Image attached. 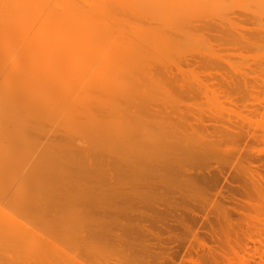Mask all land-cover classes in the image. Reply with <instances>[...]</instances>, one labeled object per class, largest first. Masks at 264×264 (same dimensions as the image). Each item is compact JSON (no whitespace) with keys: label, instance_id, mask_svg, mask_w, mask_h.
<instances>
[{"label":"bare ground","instance_id":"bare-ground-1","mask_svg":"<svg viewBox=\"0 0 264 264\" xmlns=\"http://www.w3.org/2000/svg\"><path fill=\"white\" fill-rule=\"evenodd\" d=\"M228 1L233 2V0H0V264H10L9 262L12 259H16V261H18L19 258L23 259L24 257H21V256H25V258H29L31 256L30 259H32V257L33 258L35 257V259H37L38 262L41 264V262L44 261L46 255H47L46 250H49L55 246H59L56 243L59 242L58 244H60L62 242L60 235L58 237L60 241H58V239H56V240L53 239V241L56 242L55 246H53L54 242H52V240L46 239V238L44 240L42 236H39L41 234L37 235V236L41 237V239H39V237L36 238V228L37 227H39V229H40L41 227H43V224H44V226H46V225L50 226L52 223L50 220H48L46 218L44 219V217L46 216L45 213L48 210H52L53 214L58 215V212H61V209H62L63 211L66 210L67 211L66 213L70 212V213H73V215H74V212L80 213L78 210L85 211V213H87V211H88V213L89 212L91 213V211H90V210H92L91 207H97V208L99 207L100 211H104V213H106V205L109 203V201L105 200V193H107V191H108V190H106L107 185L105 183L107 182V179H109V176L108 177L106 176V161H107L106 158H108V159L111 158L110 156H109L110 158L108 156H106V151H108L107 154L111 153L112 151H114L116 153L115 150H117L118 148H121V146L118 147L117 145L121 144L122 146H124L123 143L125 144V142H126L125 140H123V138H119V139L120 140L122 139L125 142H123L122 140L120 141L118 139H117L118 141L116 140V138H118V137H115V136L119 135L121 130L118 129L120 131L119 133L117 131L115 132V129H112L113 127L110 126L111 124L108 125V122L112 123V121L115 119L106 122V114H107L106 111L109 110L110 112H113L114 114L108 112L109 116L114 115L113 117L117 118L115 121L122 123L121 117L124 116L125 114H123L124 111L121 113L120 111H118V109H120V110L123 108L126 109V106H127L126 104L129 105L130 103H132L134 101V100L131 101L132 98L130 96H129L130 98L129 97L127 98V96H128L127 95V96H125V98L123 97L122 99L115 97V99H117V101L110 96L109 98H112L111 101L106 102V98H107L106 97V87L108 86V84L111 81H114V82L117 81L116 79L118 78V76H120V75L125 76V74L122 75V73L120 71L125 69L124 65L126 63H128L130 66L135 67L133 70H135L136 67L138 70L142 68L141 70L143 72L140 70V73L141 72L146 73L149 76V79L152 80V82H151V80L148 81L146 79L145 80L140 79L142 81V82H139L140 84L145 85L144 83L147 82L146 86H149L151 83H153L150 85L151 87H153L152 91L155 92V89L158 88L157 90H161L162 92L166 93L170 99V98H172V96H170V95L173 94L171 92L172 91L174 93L176 92L173 89L174 85H177L178 87H180V89H183V91L187 90V89H185V87L189 83L186 84L185 82H183L184 85H186V86H184L183 84H179V83L182 82L184 79L185 80L188 79V76L186 75L187 73L184 71L183 72L181 71V75H183V73L184 74L186 73L185 78H182L183 76H181V75H179L180 78L179 77L176 78L177 73L175 74L176 75L175 76L173 71H171L172 73L168 71L167 73L163 72V74H162L161 70L157 68L160 65L159 61L162 62L165 60V58L166 59L172 58L171 60L174 61L175 63L178 61L184 60L186 67L188 66L192 70H199V69H204V70L206 69V71L215 70V69L221 70V68H223L222 65L225 64V61L223 60V59H225V57H224L225 55L223 56L221 54L225 50V49H222L223 46H221V45H223V43H220V45L218 43L217 45L215 44V46H213L214 44L212 45V43H211L212 41L209 40L210 45H212V46H209V48L211 47L210 49L212 50L214 47L217 46V48H215V49H218V50H216V52L218 51L217 54H220V55H217L215 57H209L207 59H201L203 57V55L201 56L200 53L202 51H207L206 48L208 47L209 41L207 42L208 44L205 43V46H206L205 47L204 44L202 45V43H201L202 39L199 40V39H197V37H202L204 34H205V36H207L206 35L207 33L210 34L212 32L213 33L216 32V34H215L216 37H218V35H220V34L224 35V36L220 35L219 38H221L224 41V45L227 47L228 46L234 47V46L238 45V43H239V47H240V45L243 42H245V44L247 42L248 45L254 47L257 42H260V40L257 41V38H256L257 42L255 41L256 43H254V42L251 43L250 41H252L255 38H253L251 36L249 37L245 33H243L244 35H242V36L239 35V37H236V35H235V38L232 37L231 35L234 34L233 33L234 30L231 27L232 29L230 28L231 29V32H230L229 31L230 30L229 25L225 24V23L228 22L231 24L234 20H236V21L238 20L241 22L249 20V16L247 17V14L251 16L252 12H250V11L248 12V10H247L248 8H246V6L247 7L256 6L257 8L254 7L255 8L254 10L257 12V11H262V10H257L258 7H260V6H263V10H264V3H259L258 4L259 6H257L255 4L252 5L254 3L253 1H256V0H242V1H245V3L238 1V0H235L233 2V4L234 3H236V4L233 5L231 2H228ZM224 2H228L229 5L231 3L230 6L228 4H226L227 6L224 5L226 7H229L227 9L225 7L224 10H229L231 8L233 11L235 9L236 12L233 13V12H231L232 10L230 9V11H228V13L224 11L227 15L225 13L223 14L222 11H221L222 13L220 11H216V13L214 12L213 14L217 15L220 12V15L222 14L223 16H225L223 18V21L220 22L218 19H217V21H219L221 23V25H223V26L227 25L225 28L227 30H225V31H227V33L230 37L227 35L226 32L224 34V32L221 33L220 30H217L218 32L214 31V29H217L218 27L216 25H214L213 22H212L213 24L212 23L207 24V21L206 22L204 21L205 18L202 17L203 11H198L202 7L209 6V5L222 4V3L224 4ZM238 3H240V5ZM249 3H250V5H249ZM241 5H243V6H241ZM244 7L246 8V10ZM216 8L217 7H214L212 9L217 10ZM239 8H240V10L247 11L246 12L247 14H245V11L239 12ZM208 9L209 8H207V10L205 9L208 12L207 15L209 17L210 16L214 17L212 12L208 11ZM190 10H197L196 17L198 16L197 18H199V19H197V22L199 23V22H202V20H203V24L202 23L201 24H194L195 21H193V19L195 20V17H193V15H195L196 11L191 12ZM254 10H253L254 15H252V17H251V18L255 17L254 20L256 18H260L264 14L263 11L260 12V14H259L258 12L256 13ZM124 11H125V13H124L125 15L124 14L123 15L126 18L123 20L122 18H124V17H123V15H120V14L118 16L119 17L122 16V17L120 19H119V17L117 18V16H116L117 14L115 15V13L124 12ZM187 11H189V13H187ZM237 11H238V13H237ZM251 11H252V9H251ZM127 12H128V14H127ZM129 13H131V15ZM230 13H232V14L230 15ZM236 13H237V15H235ZM244 14H245V16H243ZM207 15L204 14V16H207ZM256 15H258V16H256ZM129 16H134V17H129ZM127 17H129L128 20H127ZM218 18L221 19L222 17H218ZM189 19L192 20L193 23H192V21L190 23ZM133 20H135V21H133ZM161 20H162V24H164L166 28L174 27V32H176L174 34V36L178 35L177 36L178 38H183L185 40H187V38L189 37L186 42L190 43L191 45L196 46L198 50L202 46L201 48H203L204 50H202L200 48V51L201 50L202 51L199 54L195 53L198 56V58L194 57V55H195L194 53H192V55H193V58H196V59L191 58L190 60L189 59L185 60L184 58H181V57H183L182 54H181L182 56H179V58H178V55L173 54V52H178V51L180 53H183V52L186 53V51L188 49H186L181 44L176 45V43H173V39L175 38L174 36H173V38H170L171 36H168V35L164 36V33H165V32H163L164 28L161 29L160 25L158 23V21L161 22ZM181 20L182 21L185 20L184 23L187 26V31L182 30L185 28L184 26L183 27L177 26L176 22L182 23ZM262 21L264 23V19ZM187 23H190V25ZM220 23H219V25H220ZM232 25H233L234 29H238V27H239L238 25H237L238 27L234 24H232ZM162 27H163V25H162ZM176 29H177V31H175ZM220 29H222V26L220 27ZM244 29H246V28H242V30H244ZM262 30H264V29H262ZM178 31H181V32L179 33ZM182 32H184V33H182ZM190 33H192V35ZM217 33H218V35H217ZM161 34L165 38L164 37L162 38ZM183 34H185V35H183ZM113 35H114V38H113ZM129 35H132L133 39L130 38L131 36H129ZM211 35H213V34H211ZM261 35L264 37V33ZM192 36L196 37V40ZM226 36H228V37H226ZM253 36H254V34H253ZM262 36H261V38L264 39ZM191 38L193 39V42H194V40L196 41L195 44L191 42L192 41ZM155 39L157 41H158V39H160V43H158L159 41L157 42L160 45L164 39H166V41L164 40L165 43L163 42L164 44L162 43V47H161L160 45L157 46L158 44H156ZM245 39H246V41H245ZM262 39H261V41H262ZM196 43H197V45H196ZM165 44H167V45L170 44V45L168 47ZM198 44L201 46H198ZM163 45L166 46V48H168V49H163V48H165ZM156 46L161 48L162 51H164L163 56L167 55L168 52L171 51L169 53L170 55L168 54V57L170 56V58H168V57L163 58L162 56L160 57V55H158V54H161V51H160V49H158V50L155 49ZM242 46H243V44L241 45V47ZM218 47H221L220 48L221 52L219 51ZM246 47H247V45H246ZM178 48H180V49H178ZM193 49L197 50L194 47H193ZM210 49H209V51L212 52ZM166 50H167V52H165ZM172 50H174V51H172ZM180 50H182V51H180ZM244 50H245V48H244ZM249 50H250V48H249ZM157 51H160V53L158 52V54H156ZM187 52L189 53V52H191V50L187 51ZM130 53H133V56L135 55V58H134L135 60L132 59V56H130ZM185 53H183V54H185ZM156 55L159 56L160 59ZM187 56L189 58L192 57L189 55H187ZM205 56L206 55H204V57ZM137 57L140 59H138ZM147 57L148 58L153 57L152 59L155 63H153V62L151 63ZM184 57H185V55H184ZM207 57H208V55H207ZM143 58H147V59L144 60ZM176 58H178V60ZM199 58H200V60H199ZM230 59H232V58H230ZM225 60L227 61V63L229 62L227 60V58ZM233 60H235V59L233 58ZM168 61H170V60L164 61L165 63L162 62L161 63L162 66L165 68H166V66H170V68H171V65H169L170 63L168 64ZM172 61H171V63H172ZM179 63L182 64L181 62H179ZM179 63H177L176 65L174 64V66L175 67L178 66ZM150 64H151V67H150ZM152 64H153V68H152ZM163 64L164 65L166 64V66H164ZM231 64H232L231 66H233L234 68L236 67V64L235 65L233 63H231ZM172 67H173V65H172ZM182 67L184 68V66H182ZM225 67H227V66L225 65ZM236 69H237V67H236ZM130 71H131V68H130L129 72ZM209 71H208V73H209ZM160 73L162 75H165L166 77H160L159 78V75H161ZM169 73L172 76H170ZM190 73H192V72L190 71ZM195 73H197V72H195ZM178 74H179V71H178ZM173 75H174V78H176V79L172 78ZM236 75H237V72H236ZM194 77H195V75H194ZM197 77H199V76H197ZM204 77L206 78V76H204ZM119 78H122V79L125 78V81L129 83V86H133L136 83V82H133V84L130 85V83H132V82H129V79H128V77L126 78V76L125 77H119ZM210 79L212 80V78H210ZM120 80L118 82H121V85H122L124 82H123V80H121V81ZM131 80L133 81V79H131ZM194 80H196V82H199L198 79H194ZM200 80H202V79H200ZM203 80H205V79L203 78ZM224 80L226 81V79H224ZM237 80H239V79H237ZM156 81H157V83H156ZM186 81H188V80H186ZM241 81H243V80H241ZM246 81H247V79H246ZM238 82H240V81H238ZM243 82H245V81H243ZM117 84H115V85H117ZM159 84H161V85H159ZM123 85H125V84H123ZM153 85H155V87ZM237 85L238 84H235V86H237ZM117 86L119 87V85H117ZM135 86H136V88H140V90H142V91H143L142 87H145L147 89L151 88V87L148 88L146 86L140 87L136 84H135ZM203 86H205V85H203ZM109 87H111V86H109ZM118 87H116L115 89H117ZM136 88H135V90H136ZM166 88H170V93H168L169 89H168V91H166ZM126 89L127 90L130 89V87L126 88ZM164 89H165V91H164ZM117 90H120V87ZM127 90L123 89L124 92H126ZM180 91H182V90H180ZM168 96H166V98ZM173 96L178 97V95H176V96L173 95ZM137 98H140V97H137ZM162 98L164 99V97H162ZM123 99H124V101L121 102V100H123ZM154 99H156V97H154ZM172 99H171V101L173 102L175 99H173V100ZM118 100H119V102H118ZM136 100H135V102H138L142 99H136ZM146 100L143 99V102L144 101L148 102V99H146ZM150 100L153 101L152 99H149V101ZM135 104H137L136 107H138V106L142 107L143 106L144 109H145L146 105H150V104L145 105V104H141V103H135ZM138 104H141V106ZM117 105H119L118 107H121V106L122 107L118 108V107H116ZM124 105H126V106H124ZM130 106H131V104H130ZM133 107L134 106H132L131 108H133ZM110 108H115V109L118 108V109H116V110L113 109L114 111H112V110H110ZM127 108H130V107H127ZM149 108L150 107H148V111H146V109L143 111L141 108H138V109L141 110L142 113L148 112L147 114H144V115H148L150 113L149 115L153 116L152 114H155L154 112H156L155 115H157L158 117L161 116V114L164 115V112H166V111H164L162 113V111L161 110L158 111V109H156L157 111H155L154 107H151L152 108L151 109L152 112H151V111H149ZM134 109H135V112L138 111L136 108H133V109H131V112H132V110L134 111ZM165 110H166V108H165ZM117 112H120V113L117 114ZM125 112H126V110H125ZM131 112H130V114H131ZM172 112H174V111H171V113ZM176 112H179V110ZM136 113H138V112H136ZM140 115H142V114L140 113ZM117 116H119V117H117ZM128 116H130V115H128ZM143 117L145 118L146 116H143ZM162 117H164V116H162ZM171 117H173V116H171ZM184 117L185 116H179L178 118L183 120ZM146 118H148V119L154 118V120H156V122H158L157 125L160 123L158 121V119H156L155 117H148L147 116ZM119 119H120V121H119ZM128 122H129V120H128ZM106 125H108V126L106 127ZM159 125L162 127L161 123ZM168 126L169 125L167 124L166 126L163 127V129L161 127H159L162 129L163 134H164L163 130H165V128H168ZM108 127H109V129L111 127V130H114L113 132H115V134L118 133L116 135L114 134L115 135L114 136L115 141L118 142L115 145V147H117V149L115 147H114V149H112V148H109L111 146H108L109 143L111 142L110 141L111 136H109V138H110L109 140L106 137V131H107L106 128H108ZM141 127H143V126H141ZM147 127L148 126L143 127V128L147 129ZM123 128H124V125H123ZM111 130H108V131L111 132ZM155 131H157V130H155ZM166 131L167 130H165V132ZM161 137H163V136H161ZM161 139H163V138H161ZM106 140L108 142H106ZM166 141L167 140H165L164 142L160 141L158 143L155 141L156 144H153L150 147L141 148V150H139V156L141 158L144 157V159L146 161L148 159L150 160L152 158L153 162L164 163L167 167H170V166L177 164V163L173 164V161L174 160L180 161V158H181L180 156L182 155V153H180L181 150L179 151L177 149L170 148L169 151L171 154L167 151H161L160 149L166 150L167 146H170L169 145L170 142L169 141L166 142ZM126 143L128 146L131 145L132 147H136V146L139 147L138 145L128 144V142H126ZM134 144H136V142ZM170 144H172V143H170ZM106 146H108V147L106 148ZM132 147H130V151L136 150L135 148L132 149ZM109 149H112V151H109ZM119 150L117 152H119ZM133 152H135V151H133ZM133 152H131V153H133ZM157 152L163 153V156L165 158H161V156H160V158H157L156 155L157 154L159 155V153H157ZM136 157H137V154H136ZM116 159H120V158L118 157ZM120 160H122V159H120ZM108 162H112V163H110L111 165L115 164V160H113V161L108 160ZM108 162H107V165L109 166L110 164H108ZM123 162H124V160H123ZM185 162H187V163L185 164ZM185 162H183L184 164H182V162H181V165H179L180 170L183 171L185 173V175L195 172L197 169H199L202 166L200 164H197V162L196 163L191 162V160H190V162H189V160L185 161ZM251 164L252 163H250V165ZM228 165H229V163L226 162L224 164V166H218L217 168L214 167V168H216V172H214L213 174L208 173V175L206 174L207 175L206 177L205 176L203 178H197L196 177L197 179H195V180H193L191 178L192 180L189 183H187V180H186L187 177L185 178L184 177L185 175L182 176L181 180H176V179L171 180V179L162 178V177L156 175L157 177L155 179L153 178V181L152 180H150V181L141 180L140 182H138L139 183L138 185L141 186V189H139V190H141V192L140 193L136 192V194H138V195H135V193L133 192L135 195V196L134 195L133 196L135 198L137 197L136 199L138 200V202L136 201L137 205H134V204H136V203H134L133 205L135 207L131 208V204H132L131 203V204H129V208L127 207L129 211L128 212L124 211L125 209L123 208L124 209L123 212L126 213V219H128V216H131V215H129L130 211L131 212L134 211V212H132V213H134V214H132L133 219H134V222H133L134 225H129L126 223L127 225H129L127 227V229L131 232H134L135 234L138 233V235H140L139 236L140 238H138V239H140V241L142 240V243L144 245L142 248H137L136 243H140V241H139V242H133L134 245H136V246H133L132 245L133 243L130 242V240H129L130 237L127 238L128 240L126 239V241H120V240H124V239L119 240L118 235H121V234H118V235L116 234V236H117L116 238L118 241L115 242V243H118L121 245L125 244L126 247H130V248H127V249H129V251L127 249L126 250L134 255V258L131 260L132 261L131 264H148L150 262V260H155L157 264H164V263L170 264V262L172 260H174V259H172V257L174 255L178 256L180 254L179 251H177L179 249H177L175 251L172 247H171V249H170V247H167V249H168L167 250L166 247H164L166 245L167 241L177 243V241L180 242V238L182 239V237H180V235H178L174 232L175 229L181 228V229L191 231L189 229L190 226H189L188 222L189 221L197 222V219L201 218V221H203V225H204V226L203 225L200 226L201 229L202 228L203 229L205 228V230L209 229V233L207 231L208 234L213 235V233H214L216 235V233H215L216 231L214 230V227H215L214 223L216 222V220L214 218H211V217H214L213 216L214 214H212V213H214L213 210H215V212L217 214L216 219L218 220L219 223L222 222L221 219L222 220L223 219L224 220L229 219L228 221L230 222V219L232 218L231 216H233L232 213L230 214L231 211L232 212L234 211L236 213H240L239 207L242 205V203H243L242 200L244 198L243 199L241 198L240 200L238 198L243 197L246 193H248L246 191L248 189V182L250 184L252 183L253 186L256 187L257 184H256L255 180H257V179H256V177H254V175L256 174V172L259 174V171L250 172V170H249V169H251L250 167H248L249 169H247V168L239 169V167L241 168L243 166V164H235L236 167H234V175L232 177V180H230L229 178H226V177L223 178V176L226 175L225 169H226V166H228ZM210 169L212 170L213 168H210ZM208 170H209V168H208ZM244 170L250 173L251 180L253 179L252 181H250V179L246 178L247 176H245L243 173ZM235 172H236V174H235ZM249 173H247V174L249 175ZM196 175H197V173H196ZM193 176H195V175H193ZM260 176H262V174H260ZM260 176L258 175V177H260ZM110 178H112V177H110ZM134 180H136V179H134ZM221 180L225 181L227 186H224L223 188L219 189V187L221 185V183H220ZM119 184L122 187V182ZM111 186H113V185H111ZM134 186H135V184H134ZM255 187H254V189H256ZM74 188H77V189L81 188L84 191V193L87 194V195L85 194L81 199L82 200L85 199V201H89V204L88 205H81L78 203V200H81V199L76 198V199H74V203L70 202L71 204L69 203V205H67V206H70L69 208H72L74 206L73 211H72V209H69L68 207H64V208L61 207L60 206L61 203L58 201L59 199H57V196H59L60 194L63 193L62 195L65 196V198H66V196H68L70 194L72 195L74 192L75 193L77 192V191H74V190H76ZM119 189H121V188H119ZM216 189L217 190L219 189L218 192L216 194H213L214 190H216ZM257 189H258V187H257ZM71 190H73L72 193L69 192ZM82 190H81V192H82ZM256 190H255V192H256ZM109 191H110V189H109ZM112 191H114V190H112ZM117 191L118 190H116L115 192H117ZM52 192L55 193L56 195L54 194L55 195L54 196L52 194ZM58 192H62V193H58ZM67 192L70 194H68ZM30 193H32V196H33L31 201H29L27 199V197L28 198L30 197ZM42 193H44V194L46 193V194L42 195ZM90 193H93V194L91 195ZM48 194H51V195H49L50 197H48ZM41 196H44L43 198L46 197V199H45L46 201H47V198L49 199L52 197L54 198V199L52 198L53 201L55 199H57V200H55L53 202L50 199V200H48L50 202H48V201L44 202V200ZM129 196H127V197H129ZM149 197L154 198V200L155 199L160 200V198H163V199L165 198L166 203H168V205H166L164 209H159L160 205H158V204L156 205L154 202L153 203L155 204L156 207L152 206V205H154L153 203L151 205L147 204L148 201H146V200H148L147 198H149ZM212 197L214 199L216 197V199L215 200L210 199ZM244 197L246 198V200L248 199L246 196H244ZM39 199H42V201L44 203H42ZM65 200H66V202H64V204L68 203V199H65ZM90 200H92V201H90ZM178 200H180L181 202H178ZM105 201H107V203ZM91 202H93V203H91ZM53 203H55V204H53ZM110 203L112 204L113 202H110ZM227 203H229V204L231 203V205L235 204L236 206L234 205V207L231 206L232 208H229V207H226ZM244 203H248V202L244 201ZM56 204H58V205H56ZM229 204H227V206ZM75 205L76 206L79 205V206L76 207ZM147 205H150V207L152 209V211H150L151 215L147 214V213H149V211L147 212L145 210ZM112 206H115V205H112ZM120 206H122V205H120ZM57 207H60V208H59V210L56 211ZM115 207L117 208V206H115ZM198 207H200L202 212H204L203 216L199 215L197 210H195V208H198ZM76 208H78V209H76ZM119 208H117V209H119ZM113 209H115V208H113ZM117 209H115V210H117ZM180 209H183L185 211V214H183V212L181 213ZM74 210H76V211H74ZM94 210H92V213L93 212L94 213L91 215H89L90 213L87 215L85 213L84 214L82 213L84 215L83 216V215L77 213L76 216L81 215L82 217H84L86 219V216L92 217L94 214H96ZM120 210L121 209H119V211ZM44 211H45V213H44ZM169 211H171V212L173 211V212L171 213ZM52 212H50V213H52ZM55 212H57V213H55ZM168 212L171 213L170 217H173L175 219L174 221H171L169 219H162V216ZM61 213H63V212H61ZM176 213L178 215L174 217L173 215ZM38 214H39V216H38ZM229 214H230L231 218L228 217ZM43 215H45V216L42 218ZM76 216L74 217V219L72 218L73 221H76L75 223L72 222V223H74L73 225L78 223L77 222L78 219H82L81 223H83V225L80 223L79 220L78 221H79V224L81 225V227L84 228V230H85V227H87L90 224H92V228H94L93 227L94 220L98 221V219L96 218L92 222L91 219L93 217L92 218L88 217L85 220L81 217L77 219ZM239 216L241 217V215H239ZM239 216H237V217H239ZM40 217L43 219L42 221L48 220L49 222L46 221L47 224H45L46 222L43 223L41 220L38 219ZM94 217H96V215H94ZM103 218L105 219V217H103ZM213 219L215 220V222H213ZM84 220L86 221L85 224H84V222H85ZM87 220H89L91 223ZM227 220H225V221H226V223L229 224V222H227ZM234 220H236V219H234ZM110 221H112V220H110ZM154 221L156 222L157 226L155 228H152V227L149 228L147 226L148 223L149 222L152 223ZM225 221H224V223H225ZM40 222L43 223L41 227L38 226L40 224ZM87 222H88V224H87ZM48 223H50V224H48ZM124 223H125V221H124ZM54 224L55 223H53V226H54ZM108 224H110V223H108ZM174 224H175V226H174ZM239 224H241V223H239ZM55 225H57V224H55ZM80 225H79V227H80ZM96 226H98L97 223H96ZM100 226L101 225L98 226L99 231L101 230L99 228ZM227 226L228 225H226V227ZM59 227H60V225L58 226V228ZM103 227H101V228L103 229ZM231 227H233V226H231ZM65 228H67V227H65ZM65 228L62 227V229L60 228V230L62 232H64L65 234H67V237H68L69 236V233H68L69 230L67 232V230H65ZM71 228H72V226H71ZM119 228H120V226L118 227V229ZM220 228H223V227L220 226ZM235 228H238V227H235ZM52 229H53L52 226H50L49 230L52 233L48 234L46 232L47 233L46 235L53 234L54 232ZM114 229H115V227H114ZM125 229L126 228L123 227V230H125ZM93 230H96L95 232H98L97 229H93ZM199 230H200V228H199ZM231 230H232V228H231ZM72 232H73V234H75L74 231H72ZM111 232H113V231H111ZM125 232H126V230H125ZM186 232L188 234V231H186ZM232 232H233V230H232ZM100 233H103V232L100 231ZM204 233H205V231H204ZM204 233H203V235H204ZM128 234L130 236L133 233L130 234L128 232ZM135 234H133V235L135 236ZM198 234H200V232L198 230H196L194 232V236L195 235L197 236V237H195L197 240H198V236H200ZM85 235L90 236V235H92V233L89 231H85V233L82 234V236L86 237ZM102 235L103 234H101V237H102ZM104 235H106V234H104ZM104 235H103V237H104ZM126 235H127V233H126ZM211 235H210V237H211ZM53 236H56V235L54 234ZM111 236H114V235H111ZM206 236H207V234H206ZM206 236H204V237H206ZM72 237H74V236H72ZM75 237L78 238L77 239L78 241H81V239L79 240L78 236H75ZM101 237H98V238L100 239ZM213 237L214 236H212L211 238L214 239L216 236L214 238ZM74 238H73V241L76 239V238L75 239ZM106 238H108V237H106ZM120 238H122V237H120ZM105 239H104V241H106ZM112 239L114 240V238H112ZM133 239H135V238H133ZM133 239H131V240H133ZM208 239H210V238H208ZM113 240L110 239L109 241H113ZM107 241L104 242V244H106ZM115 241H116V239H115ZM196 241L194 240L195 243H197ZM122 242H123V244H122ZM194 242H193V244H194ZM198 242H202V241L199 240ZM99 243H101V242H99ZM115 243H114V245H115ZM65 244L69 245L68 243H65ZM65 244H63V245H65ZM88 244H90V243H88ZM167 244H169V243H167ZM199 244H201V243H199ZM203 244L201 245V247L202 246L207 247L206 244H204L206 246H204ZM213 244H215V243H213ZM192 245L190 244V247H189L190 249H188V251H187V254L189 252L190 256H192L191 255L192 252L194 254L196 253V251L198 252V250H196L194 252V247H196V246L195 245L192 246ZM96 246H97V244H96ZM105 246L107 247V244L100 246V247H97V251H99L98 249L101 247H102L101 249L105 248ZM65 247H64V249L67 250L68 247H66V248ZM86 247H88V246H86ZM90 247L93 248L95 246H90ZM121 247H123V246H121ZM55 248L60 249V251L64 250L61 247H55ZM70 248L74 249L75 247L70 245L69 250H70ZM108 248H106V249H108ZM101 249L99 251L100 253H101V251L105 250V249H103V250H101ZM206 249H208V248H206ZM206 249L204 248V250H206ZM211 249H213V248L211 247ZM211 249H208L210 251H207V252L211 253V251H212L213 253L211 255L212 256L215 255V256H213V257L211 256V259L216 258L217 254H215V253H218V252H215V250H211ZM83 250H86V249H83ZM126 250H124V252H127ZM201 250H203V248ZM258 250H260V249H258ZM77 251H79V249ZM77 251L75 252L76 254L81 253V252L77 253ZM124 252L122 254H124ZM180 252H182V251L180 250ZM207 252H205V254ZM62 253L60 252L59 254H61L62 256L64 254V256H66L65 253H63V254ZM104 253L107 254L108 251H107V253H106V251ZM118 253H120V250ZM26 254L29 257H27ZM90 254H92V253H89V255L87 254L89 256L88 258H90V256H91ZM105 254H104V256H105ZM52 255H53V257L51 259H53L54 257L57 256L54 253ZM52 255H47V257L52 256ZM120 255H121V253H120ZM120 255L118 257H121ZM263 255H262V258L260 257L261 258L260 261H262V264H264V256ZM79 256H80L79 258H81L82 255L80 254ZM61 257L55 258V259H58V260H55L56 261L55 264H60V261H61L60 258ZM66 257L69 259L72 256L68 257V255H67ZM74 257H77V256H74ZM92 257H93V255H92ZM92 257L90 259H92ZM198 257H200V256H198ZM49 258L50 257H48V260H49ZM102 258H103L102 260L106 261L104 257H102ZM174 258H175V256H174ZM239 258L242 259V257H239ZM71 259L73 261V258H71ZM184 259L182 260V258H181V260L183 261V262L180 261L181 264H186V263H188V264H199V263H197L198 261L196 262L192 259H189V260L187 259L185 261ZM96 260L101 261V259H99V258H97ZM129 260L127 259V261H129ZM198 260H199V258H198ZM31 261H33V259ZM31 261L30 262L28 261L27 263H32ZM74 261H76V259ZM83 261H84V259H83ZM127 261H126V264L128 263ZM145 261H146V263H145ZM166 261H169V263H167ZM243 261H245V260H243ZM243 261H241V262H243ZM44 262L46 264L47 263L50 264L51 260H50V262L49 261H44ZM106 262L104 263L102 261V263H104V264H107ZM241 262H239V263H241ZM17 263H15V264H17ZM24 263H26V262H24ZM115 263H116V261H115ZM123 263L124 262H122L120 264H123ZM156 263H154V264H156ZM11 264H13V263H11ZM19 264H22V263L19 262ZM32 264H34V263H32ZM78 264H80V263H78ZM96 264H98V263H96ZM117 264H119V263H117ZM150 264H151V262H150ZM152 264H153V262H152ZM241 264H246V263L243 262Z\"/></svg>","mask_w":264,"mask_h":264},{"label":"rangeland","instance_id":"rangeland-1","mask_svg":"<svg viewBox=\"0 0 264 264\" xmlns=\"http://www.w3.org/2000/svg\"><path fill=\"white\" fill-rule=\"evenodd\" d=\"M234 1L235 0H233V2ZM238 1H241V2H244L245 3V1H242V0H238ZM228 2H231V1H228ZM228 2H224V4L222 3V4L205 6V7H202V8H200L198 10V11H203L202 17L205 18L204 21L205 22L207 21V24H211L213 22L214 25H216L218 27V28L216 27L217 29H214V31L220 30V32L221 33L224 32V34H225V32L227 33V31H225V30H227V29H225L227 25L226 26L221 25L220 22L223 21V18L225 16H223L222 14L220 15V12L222 11L223 14H224L225 12L228 13V11H230L231 8L229 10H224L225 7L227 6L226 4L229 5ZM233 2H231V3L233 4ZM253 2H252L253 4L251 3L252 5L255 4V5L259 6L258 4L259 3H264V0H256V1H253ZM231 3H230V5H231ZM234 4H236V3H234ZM238 4L240 5V3H238ZM224 5H226V6H224ZM249 5H250V3H249ZM241 6H243V5H241ZM206 7L209 8L208 11H211L212 14L214 12L216 13V11H220V12L217 15H214L213 14L214 17L213 16H210L209 17L207 15L208 12L206 11L207 10ZM214 7H217L216 8L217 10H215V9L213 10L212 8H214ZM254 7H256V6H254ZM254 7L253 6L247 7L246 6V8H248L247 9L248 12L249 11L252 12V14L250 13L251 16L246 13L247 11H245L246 10L245 7H244L245 10H240V8H239V12L240 11L241 12L242 11H245V14H247V17L249 16V20L242 21V22L241 21H238V20L237 21L234 20L231 24L228 23V22L225 23V24H228L229 25V29L231 27L233 28V30H234L233 33L234 34H232L231 36L234 37V38H235V35H236V37H239V35L242 36V35H244L243 33H245L247 36H249V37L251 36V37L255 38V39H253L254 41L252 39H251L252 41L249 40L251 43H253V42L256 43L257 41L260 40V42H257L254 47L248 45L247 42H246V44H245V42L242 43L243 44V46H242L243 48L241 47L242 44L239 47V43L236 46L233 45L234 47H232V46H230V47L228 46L227 47V46L224 45V41L221 38H219V36L221 34L218 35V33H217L218 37H216V35H215L216 32H214V33L212 32L210 34L207 33L206 34L207 36H205V34H204L202 37H197V39H199V40L202 39L201 40V43H202V45L204 44V46H205V43H207L209 40L212 41L211 43H212V45L214 44L213 46H215V44L217 45L218 43H219V45H220V43H223V45H221V46H223L222 49H225V50L221 54L223 56L225 55L224 56L225 59L227 58V60L229 62L227 63V61L222 58L225 61V64L222 65L223 68H221V70L220 69H218V70L215 69V70H210V71L208 70L209 73H208V71H206V69L205 70L204 69L192 70L188 66L186 67V64H185V61L184 60L178 61V62L175 63L174 61L171 60L172 58L171 59H166L165 57H168V54L171 51L169 50L170 52H168V54L166 53L167 55H164L163 56L164 51H162L161 48L157 47V46L160 45L158 43H160V39L161 38L158 39L159 42L155 39L156 44H158L155 49H157V50L160 49V51H161V54H158V52L160 53V51H157L156 54L160 55V57L162 56L163 58H165L164 61L170 60V61H168V64L170 63L169 65H171V68H170V66H166V64L165 65L163 64L164 66H166V68L163 67L161 63L162 62L165 63V62L164 61H162V62L159 61L160 65L157 68L161 70L162 74H163V72H166L167 73L168 71L169 72L173 71L174 75L177 73L176 74L177 76L175 75L176 78L177 77L180 78L179 75H181V71L182 72L184 71V72L187 73V74L186 73L185 74L188 76V79H186L188 81H186L184 79L185 81L183 80L180 83L178 82L179 84H183V85H184L183 82H185L186 84L189 83V84H187V86L184 85V86H186L185 89H187V90H184L183 91V89H180V87H178L177 85H174L173 86L174 91H176L175 93L172 91L171 93H173V94L170 95V96H172L173 99H175L173 102L171 101L172 98L169 99V96L166 93L162 92L161 90H157L158 88L155 89V92L152 91L153 87H151L150 85L153 84V83H151L149 86H146V83L147 82L144 83L145 85L140 84L139 82H142L140 79H142V80H145L146 79L148 81H150L151 79H149V76L146 73H142L143 72L141 70L142 68L138 70L137 67H136V69L133 70L135 67L130 66L128 63H126L124 65V68L125 69H123L120 72L122 73V75L125 74L126 78L128 77L129 82H132V83H130V85H132L133 82H136L135 84L138 85V86H140V87L141 86H146L148 88L149 87H151V88L150 89H147L145 87H142V89H143V91H142V90H140V88H136L135 84L133 86H129V83L125 81V78H123V79L122 78H119V77H125L124 75L123 76H121V75L118 76V78L116 79L117 81H115V82L114 81H111L108 84V86L106 87V97H107L106 98V102L107 101H111L112 98L115 99V97H117L119 99L120 98L122 99L123 97L125 98V96H127V95H128L127 98L129 96L132 98L131 101L134 100L133 101L134 103L133 102L130 103L131 106H130V104L129 105L126 104L127 106L124 105V106H126V109L123 108V109L120 110L118 108H121L122 106L121 107H118L119 105L116 106V107H118L116 109H118V111H120L121 113L124 111L123 114H125V115L124 116H122L123 114L121 115L122 116L121 117V122L122 123L116 122L115 120L117 118L116 117H113L114 115L109 116V113L114 114L113 112H110L109 110L106 111L107 112V114H106V122L115 119V120L112 121V123H109L108 122V125L111 124L110 126L113 127L112 129H115V132L117 131L119 133L120 131L118 129L121 130L120 134L117 135V136H115L118 133L115 134V132H113L114 130H111V127H110V129H109V127L106 128V130H107L106 131V137H107L108 140L111 138L110 139L111 142L109 143L108 146H111L109 148L114 149L115 145L118 143L117 141L120 140L119 138H123V140H125L126 142H128V144L138 145L139 147H137V146L136 147H132L131 145H129L130 147H132V149L133 148L136 149V150H133L135 152L130 151V147L127 145V143L121 139L123 142H125V144L123 143L124 146H122L121 144L120 145H117L118 147L121 146V148H118L117 149V147H115L117 149V150H115L116 153L114 151H112V149H109V151H112L109 154H107L108 151H106V156H108V157L110 156L111 158L110 157H109L110 159L106 158L107 159V161H106V176L107 177L109 176V179H107V182L105 183L108 186V187L106 186V190H108V191H107V193H105V200L109 201V203L110 202H113V203L112 204L111 203L110 204L108 203L106 205V213H104V211H100V208L99 207H98L99 209L97 207H91L92 210L95 209L94 211H95L96 214H94V215H96V217H94V215L92 216L93 218L90 217V216H86V219L88 217H90V218H92L91 219L92 222H93L94 219H96V218L98 219V221L97 220L96 221L94 220V222H93L95 224V225L93 224V227L94 228H92V224H90L91 226L88 225L87 227H85V230H84V228L81 227V225L79 224V221L81 223V220L82 219H78V218L81 217V218L85 219L84 217L81 216V215H83L85 213V211L78 210L80 213L74 212V215H73V213L68 212L69 213L68 214V213H66L67 212L66 210L63 211L61 209V212H63V213L58 212V215H57V214H53L52 210H48L46 213L44 211V213L46 214V216L43 215L42 218L45 216L44 219L46 218V219H48V220H50L52 222L50 226H52V228H53L52 230H53L54 233L51 234V235L52 236L54 234L56 235V236H53L52 237L51 235H46L47 233L48 234L52 233V232H50L51 229L49 230L50 226H47V225L44 226V224H43L44 222H46L48 220L42 221L43 219L41 217L38 218L39 220H41L43 222V223L40 222V224L38 226L41 227L42 224H43V227H41L40 229H39V227H37L38 229L36 228V238L39 237V236H42L44 240H45V238L52 240V242H54L53 246H55L56 244L59 245V246H55V247H61L63 249H64L65 246L68 247L67 250L64 249V250H61V251H60V249H58V248L56 249L55 247H53V248H51L49 250H46L47 251V255H52L54 253L57 256L54 257L53 259H51L53 257V255L52 256H48V257H50L49 260H48V257L46 255V257H45L46 260L44 259V261H49L50 262V260H51L50 264H55V262H56L55 260H58V259H55V258L61 257L62 255L59 254V253L60 252L61 253L63 252V253L66 254V256L68 255V257H71L72 256L71 258H73V261H72L71 258L68 259L62 253L63 256L60 258L61 259L60 264H78V263H80V264H85V263L86 264H91V263L92 264H96V263H98V264H100V263L101 264H104L106 261H107L106 262L107 264H113V263L114 264H117V263L120 264L122 262H124L123 264H126L127 259L128 260L130 259L129 261H127L128 262L127 264H131L132 263L131 260L134 258V255L132 253L128 252L129 249H127V248H130V247H126L125 244L124 245H121V244H118V243H115V242L118 241L117 238H116L117 237L116 234L117 235L118 234H121V235H118L119 240L120 239H124V240H120V241H126V239L129 238V237L131 239L135 238L133 240H131L129 238L130 242H132V243L133 242H139L140 241V239H138V238H140L139 237L140 235H138V233L135 234L134 232H131V231H129L127 229V227L129 225H134L133 224L134 219H133V216H132V214H134L132 212H134V211H132V212L130 211L131 214L129 213V215H131V216H128V219H126V213L123 212L124 209H125L124 211H127V212L129 211L128 210L129 204L132 203L131 204V208L132 207H135L134 205H137L138 200L136 199L137 197L135 198L134 196L135 195H138V194H136V192H138V193L141 192V190H139V189H141V186L138 185L139 184L138 182H140L141 180H148V181L152 180L153 181V178L155 179L157 176H160L162 178H168V179H171V180H175V179L176 180H181L182 179V176L185 175V173L180 170L179 165H181V162H182V164H184L183 162L188 161V160L190 162V160H191V162H193V163H196L197 162V164H200L202 166L199 169H197L195 172H193L194 174L193 173H189V174H187V175L184 176L185 178L187 177L186 178L187 183H189L192 179L195 180L197 178H203L204 176L206 177L208 175V173L209 174H213L214 172H216V168L218 166H224V164L226 162L229 163V165L226 166V169H225V174L226 175L223 176V178L226 177V178H229L230 180H232V177L234 175V167H236L235 164H243V166L241 168L239 167V169H242V168L249 169L248 167H250L251 168V169H249L250 172L259 171V174L256 172V174L254 175V177H256V179L258 181L255 180L256 181V184H257L256 187L253 186L252 183L250 184L248 182V189L246 190L248 193H246L244 195L248 199L246 200V198L244 196L238 198L239 200L241 198L242 199L244 198L245 200L244 199L243 200L244 201H247L248 203H244V201L242 200V202L244 204L242 203L243 206L241 205L239 207L240 213H236L234 211L233 212L232 211L230 212V214L232 213L233 216H231L232 217L231 218L230 217V214H229L228 217L231 218L232 220L230 219V222H229L228 221L229 219L228 220L225 219V220H227V222H229V224L226 223V221L224 219L223 220L221 219L222 222L219 223L218 220L216 219V215L217 214H216L215 210H213L214 213H212V214H214L213 215L214 217H211V218H214L216 220V222H215V220L213 219V222H215L214 223V225H215L214 230L216 231L215 232L216 235L214 233H213V235L208 234L209 233V229H206V230H205V228L204 229L202 228L203 230L201 229L200 226L203 225V221H201V218H198L197 219V222H191V221L188 222V224H189V226L191 228L189 226L188 227H189V229L191 231L185 230V229H181V228L175 229L174 232L176 234L180 235V237H182V239L180 238V242L177 241V243L168 242L167 241L166 242V245L164 246V247H166V249H167V247H170V249L172 247L175 251L177 249H179L177 251H179L180 254L178 256L177 255H174L175 258L173 256L172 259H174L175 261L172 260L170 262V264H181V262H183L182 260L184 258H185L184 259L185 261L187 259L188 260L189 259H192V260H194L196 262L198 261L197 263H199V264H241L243 262L246 263V264H262V261H260V260L262 258V255L264 254V198H263L264 197V39L261 38V36H262L261 34L264 33V30H262V29H264V23L262 21L264 19V16H263L264 14L261 17L259 16L260 18H256L255 20H254L255 17L254 18H251L252 15H254L253 14V10L255 9ZM227 8H229V7H226V9ZM251 9H252V11H251ZM257 10H262L264 12L263 6L258 7ZM190 11L191 12L196 11L195 15H193V17H195V20L193 19V21H195L194 24H201V23L203 24V20H202V22H199V23L197 22V19H199V18H197L198 16L196 17L197 10H190ZM262 11H257V12L260 14V12H262ZM231 12L234 13L236 11L234 9V11L232 10ZM124 13H125V11L124 12H117V13H115V15L117 14L116 16L118 18L119 17L118 16L119 14L120 15H123ZM187 13H189V11H187ZM237 13H238V11H237ZM237 13L235 15H237ZM127 14H128V12H127ZM129 14L131 15V13H129ZM204 14L207 15V16H204ZM231 14L232 13H230V15ZM245 14L243 16H245ZM124 15H123L124 18H122L123 20L126 18ZM258 15H256V16H258ZM121 17H119V19ZM129 17H134V16H129ZM129 17H127V20L129 19ZM218 17H222L221 18L222 20L219 19ZM217 19L220 22L217 21ZM133 21H135V20H133ZM184 21H182V23H180V22H176V23H177V26L178 27L179 26H182V27L184 26L185 28L182 29V30L187 31V26L185 25ZM191 21L192 20L189 19V22L190 23H191ZM193 21H192V23H193ZM158 23H159L161 29L164 28L163 29V32H165L164 33V36L168 35V36H171L170 38H173L174 34L176 33V32H174V27H172V28H166L165 25L162 24V20H161V22L158 21ZM190 23H187V24L190 25ZM219 23H220V25H219ZM232 24H234L236 26L238 25L239 26V27L237 26L238 29H234V27H233ZM162 25H163V27H162ZM221 26H222V29H220ZM242 28H246V29H244L245 31L242 30ZM231 29L229 30L230 32H231ZM175 31H177V29ZM178 32L180 33L181 31H178ZM182 33H184V32H182ZM190 34L192 35V33H190ZM211 34H213V35H211ZM253 34H254L255 37L253 36ZM114 35H113V38H114ZM183 35H185V34H183ZM227 35H228V33H227ZM129 36H131L130 38L133 39V36L132 35H129ZM161 36H162V38L164 37L162 34H161ZM177 36H174L175 38L173 39V43H176V45H180V44L183 45L186 49H188L187 51H190L191 50V52H189V53L187 51H186V53L183 52L185 54L180 53L179 51L178 52H173V54L178 55V58H179V56H182L183 55V57H181V58H184L185 60L186 59H189L190 60L191 58H193L192 53L199 54L202 50H204L203 48H201L202 46L199 45V44H198V46H201L200 47L202 49L201 51H200V48L198 50L196 46L191 45L190 43H187L186 41L188 40L189 37L187 38V40H185L183 38H178ZM221 36H224V35H221ZM228 36H226V37H228ZM192 37H194V36H192ZM256 38H257V41H256ZM194 39L196 40V37H194ZM246 39H245V41H246ZM261 39H262V41H261ZM164 40L166 41V39H164ZM164 40L161 42V45H160L161 47H162V43L164 42ZM191 40L190 41L195 44L196 41L194 40V42H193V39L192 38H191ZM210 41L208 42L209 44L207 43L208 44V47H207L208 49L206 48L207 51H202L200 53L201 56L203 55V57L201 59H207L209 57H215L217 55H220V54H217L218 51L216 52V50H218V49H215V48H217V46L213 48L214 50L213 49L211 50L210 49L211 47L209 48V46H212V45H210ZM197 43H196V45H197ZM165 45H167V44H165ZM169 45H167V46L169 47ZM246 45H247V47H246ZM164 47L165 48H163V49H168V48H166V46H164ZM193 47L196 48L197 50L193 49ZM218 48H219V51H220V48L221 47H218ZM244 48H245V50H244ZM249 48H250L251 51L249 50ZM178 49H180V48H178ZM209 49L212 52H210ZM172 51H174V50H172ZM180 51H182V50H180ZM165 52H167V50ZM196 54L194 55V57H197L198 58V56ZM184 55H185V57H184ZM187 55L192 56V57L189 58ZM204 55H206V56L204 57ZM207 55H208V57H207ZM130 56H132V59L135 58V55L133 56V53H130ZM157 57H159V56H157ZM160 57H159V59H160ZM147 58H143V59L146 60ZM152 58H148V60L151 63L152 62L155 63ZM168 58H170V56ZM178 58H176V59L178 60ZM230 58H232V59H230ZM233 58L235 60H233ZM138 59H140V58H138ZM193 59H196V58H193ZM199 60H200V58H199ZM171 61H172V63L173 62L174 63L172 64ZM179 62H181L182 64H180ZM230 62L233 63L234 65L236 64L237 69H236V67L234 68L233 66H231L232 64ZM177 63H179V65L175 67L174 64L176 65ZM172 65H173V67H172ZM225 65L228 68L225 67ZM182 66H184V68ZM129 67L131 68V71L130 72H129V70H130ZM150 67H151V64H150ZM152 68H153V64H152ZM140 70L142 71L141 73H140ZM177 70L179 71V74H178V71ZM190 71L192 73H190ZM195 72H197V73H195ZM236 72H237V75H236ZM162 74L159 75V78L160 77H166L165 75H162ZM185 74L183 73V75H181V76H183L182 78H185L186 77ZM169 75H170V73H169ZM174 75H173L172 78L173 79H176V78H174ZM194 75H195V77H194ZM170 76H172V75H170ZM197 76H199V77H197ZM204 76H206V78ZM203 78L205 80H203ZM210 78H212V80ZM245 78L247 79V81H246ZM120 79L123 80V82H124L123 84H125V85H123V84L122 85L124 87L121 85V82H118ZM131 79H133V81ZM194 79H198L199 82H196V80H194ZM200 79H202V80H200ZM224 79H226V81ZM237 79H239V80H237ZM241 80H243L245 82H243ZM238 81H240V82H238ZM151 82H152V80H151ZM156 83H157V81H156ZM115 84L119 85L120 90H117V89H119V87L117 85H115ZM202 84L205 85V86H203ZM235 84H238V85L235 86ZM159 85H161V84H159ZM109 86H111V87H109ZM153 86L155 87V85H153ZM116 87H118V88L115 89ZM129 87H130V89L127 90L126 88H129ZM122 88L124 90H127L128 92L127 91L124 92ZM135 88H136V90H135ZM168 89H169V91H168ZM180 90H182V91H180ZM164 91H165V89H164ZM166 91H168V93H170V88H166ZM173 95H175V96L178 95V97H174ZM110 96L112 98H109ZM136 96L137 97H140V98H137ZM166 96H168V97L166 98ZM154 97H156V99H154ZM162 97H164V99ZM136 99H142V100H140L138 102H135ZM143 99H145V100L148 99V102H146L147 101L146 100V101H144L145 102L144 103L143 102ZM149 99H152V100L154 99V100L153 101H151V100L149 101ZM115 100L117 101V99H115ZM122 101H124V99L121 100V102ZM118 102H119V100H118ZM135 103H141V104H145V105L146 104H150V105H146L145 106L146 111H148V107H150L149 108V111L152 112V110H151L152 108L151 107H154L155 108V111H157L156 109H158V111L161 110L162 113L164 111H166V112H164V115L161 114V116H159V117L157 115H155L156 112H154L155 114H152L153 116H150L149 115L150 113L148 115H144V114H147L148 112L142 113V111L145 110L143 108V106L142 107H139V106L136 107L137 104H135ZM141 104H138V105L141 106ZM132 106H134L133 108H136L138 110V111H136L138 113L135 112V109H134V111L132 110V112H131V109H133V108H131ZM127 107H130V108H127ZM138 108H141L142 111L139 110ZM165 108H166V110H165ZM113 109H115V108H110V110L114 111ZM125 110H126V112H125ZM178 110H179V112H176ZM171 111H174V112L171 113ZM120 112H117V114H119ZM130 112H131V114H130ZM140 113L142 115H140ZM128 115H130V116H128ZM143 116H146V117L147 116L148 117H155L161 123L162 127L159 125L160 123L157 125L158 122H156V120H154V118H149L148 119L146 117L144 118ZM162 116H164V117H162ZM171 116H173V117H171ZM179 116H185V117H184L183 120H181L180 118H178ZM117 117H119V116H117ZM128 120H129V122H128ZM119 121H120V119H119ZM167 124L169 126H168V128H165V130H167L168 132L167 131L165 132V130H163L164 131V134H163L162 129ZM108 125H106V127ZM123 125H124V128H123ZM141 126H143V127L148 126V127L146 129V128H143ZM159 127H161L162 129L159 128ZM108 130H111V132L108 131ZM155 130H157V131H155ZM109 136H111V137L109 138ZM114 136L115 137H118V138H116V140L118 139L117 141H115ZM159 136L160 137L163 136V137H161L163 139H161ZM165 140L169 141L172 144L169 143L170 146H167L168 149L167 148H166V150L160 149L161 151H167V152L170 153V151H169L170 148H174V149H177L179 151L181 150L180 153H182V155L180 156L181 157L180 158V161H178V160H174L173 161V164L177 163V164H175L176 166L173 165V166L167 167L164 163H158V162L155 163V162H153L152 161L153 160L152 158L150 160L148 159L146 161L144 159V157L141 158L139 156V150H141V148L150 147L151 145L156 144V142L157 143L160 142V141L161 142L162 141L164 142ZM106 142H108V141L106 140ZM135 142H136V144H134ZM108 146H106V148ZM118 150H119V152H117ZM131 152H133V153H131ZM157 153H159V155L158 154L156 155L157 158H160V156H161V158H165L163 156V153H160V152H157ZM136 154H137V157H136ZM118 157L120 159H122V160L116 159ZM108 160L109 161L115 160V164L117 166L115 164H112L111 165L110 163H112V162H108ZM123 160H124V162H123ZM107 162H108V164H110L109 166L107 165ZM186 163L187 162H185V164ZM250 163H252V164L250 165ZM214 167H216V168H214ZM208 168H209V170H208ZM210 168H213V169L211 170ZM196 173H197V175H196ZM243 173H244L245 176H247L246 178L250 179V181L253 180V179L251 180V175H250L249 172H247V171L244 170ZM247 173H249L250 176ZM235 174H236V172H235ZM260 174H262V176H260ZM193 175H195V176H193ZM258 175L260 177H258ZM110 177H112V178H110ZM134 179H136V180H134ZM223 180H221V182H220L221 185H220L219 189L223 188L224 186H227L226 183H225V181H223ZM121 182H122V187L119 184ZM134 184H135L136 187L134 186ZM111 185H113V186H111ZM254 187L256 189L258 187V189L256 190V189H254ZM108 188L110 189L111 192L109 191ZM119 188H121V189H119ZM74 189H76L74 191H77V192L76 193L74 192L72 195L67 192L71 196L68 195V196H66V198H65V196L62 195L63 194L62 192H58V193H62L59 196H57V199H59L58 201L62 204V205L60 204L61 207H63V208L64 207H68L69 208L70 206H67V205H69L70 202L74 203V199H76V198L81 199L86 194V193H84V191L81 188L80 189L74 188ZM81 190H82V192H81ZM112 190H114V191H112ZM116 190H118V191L115 192ZM218 190L217 189L214 190L213 194H216L218 192ZM255 190H256V192L257 191L258 192L256 193ZM72 191L73 190H71L69 192L72 193ZM133 192L135 193V195H134ZM32 193H30V197L29 198L27 197V199L29 201L32 200V197H33L32 196ZM43 194L44 193H42V195ZM52 194L54 195L55 193L52 192ZM90 194L92 195L93 193H90ZM49 195H51V194H48V197H50ZM127 196H129V197H127ZM41 197L43 198L44 196H41ZM52 198H49V199L47 198V201L50 200V199H51V201H53L54 198L53 199ZM64 198L65 199H68V203H65L64 204V202H66V200ZM149 198H147L148 200H146V201H148L147 204H150L151 205L154 202L156 205L157 204L160 205L159 206L160 207L159 209H164L165 206L168 205V203H166V199L165 198L164 199L163 198H160V200L159 199H155L154 200V198H150L151 199L150 200ZM45 199H46V197L43 198L44 202H47ZM57 199H55V200H57ZM210 199H214V198L212 197ZM215 199H216V197H215ZM39 200L42 203H44L42 201V199H39ZM92 200H90V201H92ZM84 201H85V199L84 200L81 199V200H78V203L81 204V205H88L89 204V201H85V202ZM107 201H105V202L107 203ZM48 202H50V201H48ZM178 202H181V201L178 200ZM91 203H93V202H91ZM134 203H136V204H134ZM53 204H55V203H53ZM58 204H56V205H58ZM155 204L152 205V206H155ZM227 204H229V203H227ZM227 204H226V207H229V208H232L231 206L234 207V205H235V204L234 205H231V203H230L229 204L230 206L229 205L227 206ZM112 205L117 206V208L120 207L119 209H121L122 211L121 210L119 211V209H117L115 206H112ZM120 205H122V206H120ZM150 205H147L146 208H145V210L147 212L149 211V213L146 212L149 215H151L150 214L151 213L150 211H152ZM77 206H79V205H77ZM73 207L72 208H69V209H72V211H73ZM59 208L60 207H57L56 208V211L59 210ZM113 208H115L117 210H115ZM76 209H78V208H76ZM92 210H90L91 211V213L89 212L90 214L88 213V211L85 214L86 215L87 214H89V215L93 214L94 212L92 213ZM180 210H181L180 211L181 213L183 212V214H185V211L183 209H180ZM195 210H197V212L199 213V215H201V216L204 215V212H202V210L200 209V207L195 208ZM74 211H76V210H74ZM50 212H52V213H50ZM169 212H171V211H169ZM169 212L166 213V214H164L163 215L164 217L162 216V219H169L171 221H174L175 219L173 217H170L171 216V213L173 211L171 213H169ZM55 213H57V212H55ZM77 213L78 214H81V215H77L76 216ZM177 215L178 214L176 213L173 216L175 217ZM239 215H241V217ZM38 216H39V214H38ZM75 216H76V218L79 221L75 218L78 223L75 224V225H73L76 221H73L72 218L74 219ZM237 216H239V217H237ZM103 217H105V219ZM234 219H236V220H234ZM110 220H112V221H110ZM87 221H89V220H87ZM124 221H125V223H124ZM224 221H225L226 224L224 223ZM72 222H74V223H72ZM238 222L241 223V224H239ZM53 223H55L57 225L54 224V226H53ZM85 223H86V221L84 222V224ZM96 223H97L98 226L101 225L99 228L101 229L100 231L103 232V233H100V231L98 229V226H96ZM108 223H110V224H108ZM126 223L129 224V225H127ZM45 224H47V222ZM48 224H50V223H48ZM78 224L80 225L81 228L79 227ZM81 224L83 225V223H81ZM87 224H88V222H87ZM59 225H60V227L58 228ZM226 225H228V226L226 227ZM61 226L63 228L67 227V228H65V230H67V232L69 230V232H68L69 233V236L68 237H67V234H65L64 232H62L60 230V228L62 229ZM71 226H72V228H71ZM119 226H120V228L118 229ZM147 226L149 228H151V227L152 228H155L157 226V224L154 221L152 223L149 222ZM174 226H175V224H174ZM220 226L223 227V228H220ZM231 226H233V227H231ZM234 226L235 227H238V228H235ZM101 227H103V229ZM114 227H115V229H114ZM123 227L126 228L125 229L126 232H125V230H123ZM192 228L195 231L198 230L200 232V234H198V235H200V236H198V240L195 238L197 236L196 235L194 236V232L195 231ZM199 228H200V230H199ZM231 228H232L233 232H232ZM93 229H97L98 232H95L96 230H93ZM72 231H74L75 234H73ZM85 231L91 232L92 235H90V236H86L85 235L86 237L82 236V234H84ZM111 231H113V232H111ZM127 231L130 234H132V233L135 234V236L133 234L129 236V234H128ZM186 231H188V234H187ZM204 231L207 234V236L204 233ZM207 231H208V233H207ZM126 233H127V235H126ZM203 233H204V235H203ZM39 234H41V235H39ZM101 234H103V235L106 234V235H104V237L102 235V237H101ZM37 235H39V236H37ZM59 235H60V238L62 240V242L60 244H58L59 243L58 241H60L59 238H58ZM111 235H114V236H111ZM210 235H211V237L212 236H214V237L216 236V237L215 238L213 237L214 239H212L210 237ZM72 236H74V237L75 236H78L79 237V240L81 239V241H78L77 240L78 238L75 237L76 238L75 239ZM204 236H206V237H204ZM98 237H101V238L99 239ZM106 237H108V238H106ZM120 237H122V238H120ZM73 238L75 239L74 241H73ZM103 238L104 239L106 238L105 239L106 241L108 240L107 243H106L107 244V247L105 246V248H103L105 250L101 249L102 247L99 248L98 249L99 251H100V249L103 250L100 253L99 251H97V247L106 245V244H104V242H106V241H104ZM112 238H114V240ZM208 238H210V239H208ZM39 239H41V237H39ZM53 239H55V240L58 239V241H57L58 243H56L55 241H53ZM110 239L113 240V241H109ZM115 239H116V241H115ZM194 240L195 241L197 240L196 241L197 243H195ZM199 240L202 241V242H198ZM84 242L85 243L87 242V243L85 244ZM99 242H101V243H99ZM193 242H194V244H193ZM65 243H68L69 245H67ZM88 243H90V244H88ZM114 243H115V245H114ZM167 243H169V244H167ZM199 243H201V244H199ZM203 243L206 244L207 247H203V246L201 247V245ZM213 243H215V244H213ZM63 244H65V245H63ZM96 244H97V246H96ZM122 244H123V242H122ZM190 244L191 245L193 244L192 246H194V245L196 246V247H194V252L196 250H198V252L196 251L195 254L192 252L191 255L193 257L189 255L190 254L189 252L187 254L188 249H190L189 248L190 247ZM70 245L73 246V247H75L76 249L75 248L74 249L70 248V250H69ZM132 245L133 246H136L137 245L136 246L137 248H142L144 244L142 243V240H141L140 243H136V245H134V243H133ZM206 245H204V246H206ZM86 246H88V247H86ZM90 246H95V247L92 248ZM121 246H123V247H121ZM210 246L213 249H211ZM106 248H108V249H106ZM202 248H203V250H201ZM204 248L205 249L208 248V249H211V250H215V252H218V253H215L214 252L215 254H217L216 258H212L213 259L212 260L211 259V256H212L211 254L213 252L211 251V253H208L207 251H210V250H208V249L204 250ZM78 249H79V251H77ZM83 249H86V250H83ZM258 249H260V250H258ZM119 250H120L121 255H120V253H118ZM124 250H126L127 252H124ZM180 250L182 252H180ZM76 251H77V253H79V252H81V253L76 254L75 253ZM105 251H106V253L108 251V253L105 254L104 253ZM122 251L124 252V254H122L123 253ZM205 252H207V253L205 254ZM89 253H92V254H90L91 255L90 258L92 257V255H93L94 258L93 257H92V259L88 258L89 257L88 256ZM103 253L105 254V256H104ZM80 254L82 255L81 258H79L80 257L79 256ZM100 255L101 256L103 255L102 257H104L106 261L102 260L103 258ZM119 255L121 257H118ZM26 256H27V254H26ZM74 256H77V257H74ZM198 256H200L201 258L198 257ZM213 256H215V255H213ZM21 257H24L23 258L24 260L22 258L21 259L19 258L18 261H16V259H12V260H10L9 263L10 264L11 263L15 264V263L18 262L17 264H19V262H21L22 264H32V263H34V264H40L38 262V260L35 259V257L34 258L32 257L33 261H31L32 259H30L31 256L30 257L27 256L29 258H25V256H21ZM239 257H242V259H240ZM82 258L84 259L85 262L83 261ZM97 258L101 259V261L100 260H96ZM181 258H182V260H181ZM198 258H199V260H198ZM75 259H76L77 262L74 261ZM243 260H245V261H243ZM28 261L29 262L31 261L32 263H27ZM44 261H42L41 264H46ZM102 261L104 263H102ZM115 261H116V263H115ZM241 261H243V262H241ZM24 262H26V263H24ZM150 262H151V264H152V262H153V264L156 263L155 260H150ZM150 262L148 264H150ZM166 262L169 263V261H166ZM239 262H241V263H239ZM145 263H146V261H145ZM47 264H49V263H47ZM186 264H188V263H186Z\"/></svg>","mask_w":264,"mask_h":264}]
</instances>
